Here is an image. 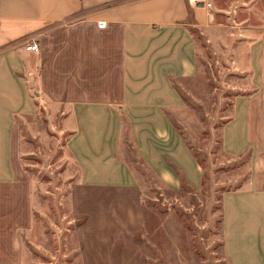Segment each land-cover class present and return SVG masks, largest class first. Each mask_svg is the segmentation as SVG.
Masks as SVG:
<instances>
[{
	"label": "crops",
	"instance_id": "obj_1",
	"mask_svg": "<svg viewBox=\"0 0 264 264\" xmlns=\"http://www.w3.org/2000/svg\"><path fill=\"white\" fill-rule=\"evenodd\" d=\"M210 21L203 0H0V264H34L20 238L22 230L31 232L34 189L20 140L22 117L38 111L52 115L56 109L64 118L61 125L70 129L65 145L81 184L137 187L118 154L124 115L131 145L147 167L178 188L166 156L198 190L201 169L166 111L182 103L175 81L196 74L191 30ZM258 37L248 40L255 87L237 97L240 126L237 108L224 128L225 147L233 152L250 143L246 117L252 108L258 101L264 108V34ZM31 40L39 50L24 48ZM234 130L240 140L230 137ZM221 205L228 263L264 264V187L250 182L225 191Z\"/></svg>",
	"mask_w": 264,
	"mask_h": 264
},
{
	"label": "rangeland",
	"instance_id": "obj_2",
	"mask_svg": "<svg viewBox=\"0 0 264 264\" xmlns=\"http://www.w3.org/2000/svg\"><path fill=\"white\" fill-rule=\"evenodd\" d=\"M203 2L211 21L191 30L196 74L175 81L182 103L166 111L201 169L200 187L194 190L166 156L179 187L160 180L132 147L124 115L119 116L118 154L137 187L81 184L79 166L65 145L70 129L61 125L62 115L53 109L52 115L42 110L22 117V165L34 178V189L31 232L29 227L22 230L20 238L34 264H107L114 257H120L119 264H229L223 249L222 194L250 182L264 187L260 101L246 117L250 143L233 152L224 142L225 125L237 108L241 124L237 97L255 87L248 40L257 41L264 34V0ZM254 33L258 36L252 37ZM229 134L236 136L234 140L242 135L235 130Z\"/></svg>",
	"mask_w": 264,
	"mask_h": 264
},
{
	"label": "built area",
	"instance_id": "obj_3",
	"mask_svg": "<svg viewBox=\"0 0 264 264\" xmlns=\"http://www.w3.org/2000/svg\"><path fill=\"white\" fill-rule=\"evenodd\" d=\"M207 5L209 6V3ZM104 24H105V21H103V20L97 21V25L100 28L104 27ZM24 48L26 50H37L38 49V45H37L36 42H34L33 40H31L29 43L24 44Z\"/></svg>",
	"mask_w": 264,
	"mask_h": 264
}]
</instances>
